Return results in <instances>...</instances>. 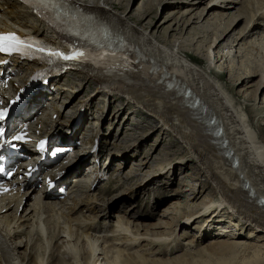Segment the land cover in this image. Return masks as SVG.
<instances>
[{
    "label": "bare ground",
    "instance_id": "obj_1",
    "mask_svg": "<svg viewBox=\"0 0 264 264\" xmlns=\"http://www.w3.org/2000/svg\"><path fill=\"white\" fill-rule=\"evenodd\" d=\"M73 1L79 7L95 11L99 23L116 27L121 35L111 32L108 36L119 37L120 40L125 39L134 44L140 52L139 58L153 60L165 68L176 66L184 69L187 80L179 89L184 91L186 87H195L194 91L201 97L203 104L195 106L193 99L178 94V91L166 90L163 83L157 84L158 77L154 73L136 79L127 76L126 78L129 79L125 81L118 76L94 75L90 73L92 70L78 71L81 73L79 75L81 80L87 78L89 86L94 87L88 95L89 98L84 95L85 97L78 99L79 95L85 92L87 83L83 84L84 81L81 83L70 81L69 84L61 85L55 78L51 82L57 86L56 88L49 87L47 91L37 89L24 102L21 114H18L15 120L21 118L23 125L36 123L39 130L47 131L45 134H48L50 143L54 139L68 142L72 137H67V133L65 134L68 127L63 123L67 122L61 121L60 116L67 107H72L76 99L79 100L75 106L77 109L74 107L70 112V126L76 128V133L82 128L81 133L85 137L97 141V152L92 167L98 164L102 156L101 142L105 137L100 130L103 123L101 119L107 117V108L109 111L115 100L120 101L118 105L112 107L113 114L121 113L119 129L113 140V145L117 148L114 152L117 153L116 158L132 157L134 154L130 153L138 150L137 154L147 153L145 155L147 161L141 159L147 164L157 152V148L163 145L154 159L152 158L153 161L159 162V169L150 172L141 180L138 190H148L151 193V190L163 188L166 191V198L174 199L156 223H142L138 219H131L121 214L116 215L115 220L109 224L105 220L102 223L97 220L98 215L94 212L98 201L95 200V195L89 196L90 193L85 194L84 191V198L74 199V196L71 198L74 202L70 203L67 198L60 199L62 193L58 191L59 187L56 191L50 189L52 180L60 183L57 186L64 187L70 179L69 172L73 173L75 170L78 172L83 164L90 162L88 155L79 160L77 155L75 160L67 164L69 166H64L63 163L54 166V163L46 162L45 169L48 170L45 176L35 174L33 179L19 183L23 173L28 171L33 173V169L29 168V165H33L32 158L28 164L18 170V173L22 174L10 181L14 185L11 192L1 194L4 196L0 199V264H149L150 262L157 264L160 251L155 249L156 245L172 241L194 245L207 237L209 238L207 246L244 248L247 251L252 249L253 254L250 255L259 262L258 259L264 256V136L262 135L264 129L256 122L259 113L256 111L258 114L254 117V106H249L247 101H256L264 109V97L262 100L258 99L259 91L264 85V58L258 64H254L255 66L243 61L244 67L241 69L243 73L233 74L229 69L231 72L229 79L236 87H231L229 80L223 79V74L226 72L225 69L229 68L228 65L225 67V62L231 59L230 56L237 54L238 49L236 48L234 52L233 48L238 46L240 41L243 40L249 45L251 43L255 45L259 41L264 43V34L260 36L261 24L258 22L259 16H264V0H243L245 5L242 4L241 9L236 8V11L230 9L235 8L242 0H208L207 23L210 25L211 22L222 23V20L228 19L223 22L224 25L223 23L222 26L219 25L221 28L213 29L206 34L205 31L211 29L208 24L209 26L202 28L192 27L189 31L198 14L190 17L183 14L182 17H176L174 14L177 12H175L169 14L161 22L162 24L158 25L160 28L176 19L175 23L166 26L161 36H156L157 31L153 33L149 27L139 25L147 19L146 17L156 13L163 1L167 2L164 6L172 7L173 11L180 5H186L191 7L186 12H191L195 5L205 3L206 0H147L141 6L144 12L139 13V17L129 11L130 0ZM121 10L124 11L120 12ZM247 13V26L258 20L256 24L248 32L245 30L246 27L238 32L234 31L228 40L222 43L233 22L237 18L247 17ZM158 15L155 14L151 21H155ZM202 15L201 13L200 19ZM27 18L33 19L31 24H28ZM11 22L40 32L53 43H61V39L56 37L47 26L41 28V23L25 5L15 0H0V30L7 29ZM174 25L177 27L174 28ZM156 30L159 32V29ZM244 30L247 33H244ZM173 31L181 36L174 35L175 40L171 42L168 40V35ZM186 35L185 40H180V37L184 38ZM196 38L197 41L194 42ZM62 44L66 43L62 41ZM243 47L240 51L244 49ZM198 57L206 62H212V65L203 66ZM1 59H7V63L1 64ZM34 66L19 58L0 57V82L5 78L12 80L11 83L9 81L0 83L3 86L1 92L10 94L6 103L9 104L10 99L22 90L20 82L30 76L33 69L36 70ZM22 69H26L27 72L24 73ZM20 71L25 74L23 77ZM36 73L34 72L33 75ZM17 74L21 78H15ZM257 76H262L259 86L253 83V78ZM34 78H37V75ZM53 89H57L58 95L51 93ZM100 92H104L105 97L98 101L99 106L92 114V126L84 130L90 125L87 119L93 113L92 107ZM51 94L56 97L51 99ZM63 94L67 100L63 98L65 101L62 100L63 103L60 104ZM46 99L50 100L49 106L45 105ZM107 101L108 107L105 104ZM85 102V109L78 111L79 105ZM63 105L65 108H62ZM44 107L48 112H42ZM135 107L142 109L140 113L143 116L148 115L146 116L150 120L148 123L147 120L143 121L139 118L131 120L130 116L135 113L132 109ZM127 109L130 111L125 115ZM210 115H214L215 125H222L221 135L214 133L213 124L209 122ZM61 122L65 127L60 126ZM82 124L83 126L79 128ZM144 128L147 129L146 132L136 136L140 140L136 145L127 144L131 140V135L135 136L133 134H136V131H143ZM159 131L156 141L148 150L146 141ZM167 132L177 139V144L180 143L178 149L170 150L171 147H176V143H165L166 139L163 135ZM56 145L57 148L66 146V144ZM22 146L34 148V145L28 144ZM84 154L83 152L82 156ZM49 157L50 154L44 158ZM50 166L54 167L49 169ZM65 168H68L67 174L61 172ZM133 169L135 168L130 172ZM177 169L183 177L178 183L179 186L174 188L173 176L177 175ZM96 170L98 172L97 168ZM89 173L86 184L89 181L88 188H91V185L98 180L99 172L96 176L94 171ZM131 174L128 176L131 177ZM163 176L160 185L158 181ZM188 176L190 181L186 179ZM79 178H76V186L84 190L85 185ZM39 183L42 184L40 188ZM187 191H191V194L186 200H177L187 194ZM25 195L24 205H28L23 208L21 205ZM85 198L87 201L89 198L91 201L92 198V203L95 204L82 208ZM23 209L26 212L22 215ZM133 216L139 217L134 214ZM104 217L109 216L104 214ZM166 218L170 219L164 221ZM193 224H198L194 228L196 233L189 236L186 230ZM244 228L246 230H243ZM246 231L247 235L244 236ZM213 232L216 235H212ZM186 235L188 237H185ZM41 248L44 249L43 254L41 250L38 252ZM22 249L24 252H20ZM21 253L24 255L21 256ZM147 254L149 257H146ZM248 260L250 264L253 259L250 257ZM219 264L229 263L222 260Z\"/></svg>",
    "mask_w": 264,
    "mask_h": 264
},
{
    "label": "rangeland",
    "instance_id": "obj_2",
    "mask_svg": "<svg viewBox=\"0 0 264 264\" xmlns=\"http://www.w3.org/2000/svg\"><path fill=\"white\" fill-rule=\"evenodd\" d=\"M146 1L147 0H130L129 11H132V15L139 17L138 14L144 12V8H141V6L144 5ZM176 1H178V0H176ZM166 3H167L166 1H163L162 4L159 6L160 8L157 9V12L152 14L151 16L146 17L147 19L142 24H140L139 26L149 27L150 29L153 30V33H156L155 31H157L156 36H161L163 34L162 32L165 31L166 26L169 24L175 23L176 19L171 20L170 22H168L167 24H165L164 26H162L160 28L158 27V25L160 26L162 24L161 22L169 14H171V13L173 14L175 12H177L176 14H174V15H176V17L177 16L182 17L183 14H186L188 17L198 14L194 18V23L189 28V31L192 27L201 26V28H202L203 26L205 27V26L210 25V23H207V19L209 18V15L206 16L207 10H209L207 7L208 0H206L205 3L202 2L198 5H195L191 12H186L187 9L191 8V7H188L186 5H180L178 8H176V10L173 11L172 7L166 8V6H164ZM242 4L245 5V2L243 0L240 1L239 3H237L235 8H231L230 11H236V8L241 9ZM123 11L124 10H121L120 12H123ZM201 13L203 15L200 19ZM236 13H238V11ZM155 14H159L158 18L155 19V21H151V18ZM247 15H248V13L246 14V16ZM204 16H206L205 19H204ZM226 20H228V19L222 20V23L223 22L225 23ZM258 20H256V21H258L259 24H261V28H259V30H260L259 34H260V36H262L261 34H264V16H259ZM32 21H33V19L27 18L28 24H31ZM247 21H248V16L237 18L233 22L231 27L228 29V31H227L228 35L225 38V40L222 41V43L226 42V40H228V38L232 35V33H234V31L238 32V31H240L246 27L245 30L248 32V30H250L256 24V21L255 22L253 21V23L250 26H247ZM36 23H38V22H36ZM222 23L221 22H217V23L211 22V25H210L211 29L209 31H205V33L207 34V33L211 32V30L213 31V29L221 28V27H219V25L222 26ZM224 23H223V25H224ZM40 26H41V28L43 27L42 25H40ZM176 27H177V25H174V28H176ZM156 29H159V32ZM206 29H207V27H206ZM199 30H201V29H199ZM245 30H244V33H247ZM169 32H170V29H169ZM174 35L181 36L179 33L173 31V32L169 33L168 40H170L171 42H174V40H175ZM187 35L184 38L180 37V40H185L187 38ZM196 41H197V38L195 39L194 42H196ZM243 42L245 43V41H243V40L240 41V44L238 46H236L235 48H233L234 52H235L236 48L238 49L237 54L235 56L232 55L233 57L230 56L231 59H228L227 62H225V67H226V65H228L229 68L225 69V71L227 73L225 72L223 74L224 75L223 79H225L226 81L229 80L228 82H229L231 87H236V85L234 86V84L229 79L230 74H231V72H233V74L243 73V71H241V69L244 67L242 65L243 61L246 63L249 62V63H252L253 65L254 64L256 65L259 62H261V60H263V58H264V43H259L260 42L259 41V42H256L257 44H255V45H253L254 43H251L249 45V43L243 44ZM242 47L244 49H241V51H240V48H242ZM213 48L214 47H212V49ZM199 58L200 57H198V59ZM199 60L201 61L203 66L212 65V62H206V60H204L202 58H200ZM229 69L232 71L230 72ZM23 71H24V73L27 72L26 69ZM23 71H20L22 73L21 77H23L25 75L23 73ZM37 71H38V68H36V70L33 69L31 71V75H33L34 72L36 73ZM19 75H18V77H20ZM79 75H81V73H76V74L75 73H69V74L61 77L57 81H59L61 83V85L64 83L69 84L70 81H76L77 83L78 82L81 83V81H84L83 84L87 83L86 87H85V92L82 95H79V97H78L79 99H81L82 96L83 97L88 96L93 91L94 87H93V85L91 87L89 86V84L87 82L88 81L87 78H86L87 80L86 79L81 80V76H79ZM261 77L262 76L254 77L253 83L257 84V86H259V83L261 81ZM89 80L91 81V79H89ZM11 81H9V83H11ZM244 84H245V82H244ZM52 87L56 88L55 85H53ZM56 93H57L56 91H53V94H56ZM103 93L100 92L97 95V97L99 99L97 98V100H95V105H93V107H92L93 113H91V115H90L91 117H89L87 119V122L90 123V125H88L86 127V129H84V130H87L88 127L90 129V126H92L91 125V118H93L92 114H94L96 112V109L99 106L98 101L105 97V94L103 95ZM53 97H56V96L52 95L51 99ZM263 97H264V85L262 86V88L259 91L258 99L262 100ZM63 98H64V94L60 100L62 101L64 99H66V98H64V99ZM50 100L48 102H50ZM104 100H106V99H104ZM42 101H44V99ZM76 101L72 104V107L69 106L71 108L67 107L66 110L63 112L62 119H61L63 122H67L69 119L71 120V117L67 118L66 115H69L71 110L72 111L74 110V107L77 105L79 100L76 99ZM11 102L12 101H10V103ZM119 103H120V101L115 100L114 103L111 105L109 111L107 108V117L104 118L105 121L103 119H101L103 123L101 124L100 130L102 131L101 134H103V136L105 137L104 139H102V142H101V144H102V152H101L102 156H101V158L102 157L103 158L101 159L100 163L97 166H94L93 168H89L94 163V162L90 161L89 163L83 164V166L79 168L78 172H76V170L74 171L76 173H74V172L70 173L69 172V175H68V178H70V180H68L70 183L69 187L74 186L73 191H75V193L71 192V194H69L65 198H67L69 200L68 202L73 203L74 201L71 198L74 196H75L74 199L75 198L80 199V197L84 198L85 197L84 195L86 193L87 194L90 193L89 196L95 195L96 196V197H94L95 200H98L97 204L92 203L93 202L92 198H91V201H90V198L88 199V201H87V198H85L86 204L84 203L82 208L86 207L87 205H90V204H95L97 206V208L94 209V212L96 215H98L97 220H99V222H102V223L105 221H108V224H109L113 220H115L116 215H120V214L122 216L130 217L131 219H138V221H142V223H156L159 221L162 213L169 206V204L171 203V201L174 198H172V197L166 198L167 197L166 191L163 188H161V189L159 188V190L154 189L155 191L151 190V193H149L148 190H144V191L138 190V186H139V182L141 180H143L145 177H147L150 172H153V171L159 169V162L158 161L155 162V161H153V159H154V156L156 155V153H158L162 149L163 145H160L157 148V152L155 153V155H152L153 159L151 158V160L147 164H144V162L147 161V159L145 158L146 157L145 155L147 153L142 152L141 154H143V155H141L140 153L137 154L138 150H137V152L133 151L130 153V154H134L133 156L131 155L132 157L117 159L116 158L117 153H114L117 148L114 147V145L111 142H113V140L117 134V131L119 129L118 126H119V119H120L121 113H119V115L113 114L114 109L112 107H115V105H118ZM247 103L249 104V106L251 105V107L254 106V108H253L255 110V111H253V115H255L254 117H256L257 114L259 113L258 117H256V119H257L256 122H257V124L261 125L264 129V120H263V118H264V116H263L264 111L263 110L264 109L261 108L260 105L258 103H256V101L255 102L247 101ZM105 104H106V107H108V101L105 102ZM63 107H64V105H63ZM75 109H76V107H75ZM129 111L130 110L127 109L125 115H128L127 112H129ZM132 111H134L135 113L130 116L131 120H135L136 118H139L143 121L147 120V123H148V121H150L148 118H146V116H148L147 114H144V116H143V114L140 113L142 111V109L140 107H135L132 109ZM60 126L65 127L62 125V122H61ZM82 126H83V124L79 128H81ZM70 128H71V126H70ZM65 129L67 130V128H65ZM146 130L147 129L144 128L143 131L142 130L136 131V134H133L135 136L132 137V135H131L130 136L131 140L128 143L126 141V143L127 144L135 143V145H136L137 144L136 142L140 141V140H138V137H136V136H139V134L146 132ZM159 134H160V131L157 132L154 136H152V138H150L149 140L146 141L145 144L147 146L146 148L149 147L148 150L150 149V145H152L156 141L157 136ZM91 135H92V133H91ZM262 135L264 136V130H263ZM163 136L166 139L165 143H168V142L176 143V147H171L170 150H176L179 148L180 143L177 144V139H175L172 135H170L169 132L164 133ZM105 141H107V142H105ZM113 153H114V155H112ZM141 159L143 161L145 159V161L143 162ZM51 167H54V166H50L49 169ZM96 168L99 169V172H101V173L98 174V176H97L98 180H96L95 184L91 185L92 186L91 188H88L89 187V184H88L89 181H87V184H86V180H88L87 177H88V174H90L89 171L94 170V176H96L98 173L97 170L95 171ZM132 168H135V169H133L130 172V170ZM64 172H65V174H67L68 168L65 169L62 173H64ZM128 173L129 174L133 173V174H131L132 176L129 177ZM81 175H82V177H81ZM185 175H187V174L185 173ZM77 177H80L79 179H80V182H82V184L84 183V185H85V186H83L84 190H80L82 188H79L80 186H78V185L76 186V180L75 179ZM182 177L183 176L180 174V170L177 169V175L173 176V180H175V186H173L174 188H177L179 186L178 183L182 179ZM163 178H164V176L159 178L158 184L161 185L160 180H162ZM186 179H189V181H190L189 176ZM186 179H184V180H186ZM185 182L187 183V181H185ZM59 184H57V185H59ZM41 185L42 184L39 183L40 187H41ZM58 187H60V186H58ZM86 190H87V192H86ZM189 194H191V191H187V194L182 195L181 199H177V200L184 201L187 199ZM96 198H98V199H96ZM175 198H178V197H175ZM199 200H201V199H199ZM23 208H24V206H23ZM102 208H103V210H102ZM24 212H26V211L23 209L21 211V214L23 215ZM77 214L78 213H76V215ZM87 214H88V211H87ZM104 214H108L109 217H104ZM133 214L138 215L139 217L133 216ZM169 219L170 218H166L164 221H168ZM198 224H193L191 227L187 228L186 231H187V233H189V236L196 233L195 232L196 229H194V228ZM214 226H216V225L214 224ZM243 230H246V229L244 228ZM212 235H216V233L213 232ZM246 235H247V231H246V233H244V236H246ZM185 237H188V236L186 235ZM208 239H209L208 237L204 238L201 242L195 243L194 245H187V244L184 245L182 242H178V241L166 242L164 244H159V246L156 245L155 249L160 251V254L158 255V257H160V258H159V261H157V264H219L222 260L227 261L229 264H249L248 261H250V260H248V259H250V257H251V259H253L250 262V264H264V256L262 258H260L262 260L258 259L259 262H256L257 259L252 257V255H250V254H253L251 252L252 249L248 250L250 252L249 253L247 251V249L245 250L244 248H240V249L238 248L237 249V248H231V247H225V246L218 248V246L217 247L207 246V242L209 241ZM37 247H38V245H37ZM38 250H39L38 252H40V250H41V253L42 254L44 253V249L41 248ZM20 252H24L23 249ZM23 255H24V253H21V256H23ZM146 257H149L148 254L146 255ZM252 262H254V263H252ZM149 264H154V262H150Z\"/></svg>",
    "mask_w": 264,
    "mask_h": 264
},
{
    "label": "snow or ice",
    "instance_id": "obj_3",
    "mask_svg": "<svg viewBox=\"0 0 264 264\" xmlns=\"http://www.w3.org/2000/svg\"><path fill=\"white\" fill-rule=\"evenodd\" d=\"M49 0H35V4H38L41 7L47 5ZM25 3H33V0H25ZM34 43L29 42V38H22L14 32L3 33L0 32V53L7 54L9 56L13 54H22L28 55L30 51L33 49ZM35 51L46 54L49 57H56L65 61H80V60H87L91 57L89 55H85L84 52L76 49L71 53H64L58 50H51L46 49L44 46H37L35 47ZM21 97H17L16 101H12L11 103H16L19 101ZM8 115L7 108H0V121H4ZM4 136V129L0 127V137ZM16 141H21L24 139L23 134L15 135L13 137ZM40 148H44V142H40ZM55 154V153H53ZM0 172H4L3 168H0Z\"/></svg>",
    "mask_w": 264,
    "mask_h": 264
}]
</instances>
